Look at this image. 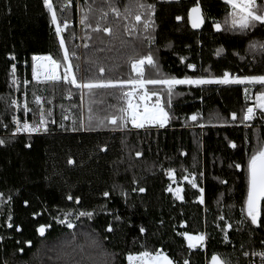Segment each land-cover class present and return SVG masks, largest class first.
Listing matches in <instances>:
<instances>
[{
	"label": "trees",
	"instance_id": "trees-1",
	"mask_svg": "<svg viewBox=\"0 0 264 264\" xmlns=\"http://www.w3.org/2000/svg\"><path fill=\"white\" fill-rule=\"evenodd\" d=\"M141 2L155 5V24L148 32L141 24L129 33L125 27L136 22L125 13V6L135 12L137 0H52L60 21H68L61 35L69 53L75 51L79 57L71 59L80 66L78 78H100L103 67L104 79H130L136 74L129 58L148 54L158 65V69L144 66L145 77L152 79H195L224 71L232 76L264 74V51L250 48L264 42V27L231 28L225 23L231 9L224 0H199L205 23L198 32L187 19L197 0ZM110 4L119 8L121 16L109 10ZM101 9L108 12L103 20ZM84 15L91 27L80 23ZM177 16L182 19L177 21ZM97 22L101 28L110 27L111 34L93 31ZM216 22L219 31L213 26ZM149 34L151 43L144 39ZM34 55H51L61 62L63 57L43 0H0V139L5 141L0 145V264H128L130 253L144 250L162 251L174 264L184 260L212 264L213 255L226 264H251L245 253L264 251V226L252 224L241 212L247 194V160L264 141L260 120L248 126L242 121L246 108L254 105L253 98H245L244 85H177L171 107H166L171 118L164 128L96 126L95 122L89 126V107L94 121L117 114L123 103L121 92L85 90L82 99L81 90L62 81L37 83L32 80ZM13 56L19 75L29 83L33 120L40 119L36 93L44 98L45 120L54 121L45 134H12ZM247 87L253 95L261 90L259 85ZM166 101L165 94L162 102ZM66 112L70 119H65ZM233 112L236 120L231 118ZM193 114H198L197 121L189 119ZM229 142L237 147L231 148ZM69 159L74 163L69 164ZM235 163L241 167L236 169ZM169 169L171 178L165 175ZM193 175L197 188L184 179ZM140 187L146 191L139 192ZM169 187L182 189L183 199ZM199 188L204 189L203 203ZM121 192L127 193L126 198ZM260 220L264 221V201ZM39 225L47 228L44 237L37 234ZM141 226L146 229L143 234ZM185 232L203 234L204 244L189 248Z\"/></svg>",
	"mask_w": 264,
	"mask_h": 264
},
{
	"label": "snow or ice",
	"instance_id": "snow-or-ice-1",
	"mask_svg": "<svg viewBox=\"0 0 264 264\" xmlns=\"http://www.w3.org/2000/svg\"><path fill=\"white\" fill-rule=\"evenodd\" d=\"M224 2L229 5L231 11L228 13V19H226L225 23L230 24V27L233 29L247 30L249 28L255 27L256 25H260L264 27V0H260L258 3L257 0H224ZM43 6L47 9L48 13L51 17V24L55 27V34L59 38V47L63 52L62 62L54 59L51 55L45 56H36L32 57V80L37 83H58L62 81L66 85H71L76 89L81 90L82 99L85 90L88 94L94 92L97 89H118L121 92L120 100L123 102L120 107L117 109V114L105 116L103 118L96 117L94 121V117L92 115L93 109L89 107V126H92L95 122L96 126H105L107 124L118 125L120 127H125L129 122L132 124L134 128H144L145 125H158L160 128H164L168 121L170 120V113L166 110V107L170 108L172 104V96L174 95V89L177 85H244L245 98H248L249 88L248 85H259L261 90H258L255 94V103L254 106H249L246 108L242 116V121H252L256 118L257 110H259V114L261 118H264V74L260 75H243V76H232L228 71H224L220 76H208V77H198V78H190L185 77L183 79L176 78L174 76H162L160 78L152 79L147 78L144 75V66H150L158 69V65L154 60L151 54L147 56H143L140 58H129V63L131 64L132 71L136 74L134 77L127 80H113V79H104L103 74L105 69L103 67L99 68L100 78H78L76 72L79 70V65H73L71 62L72 57L79 59L76 56L75 51L71 54L66 47L65 39L61 35V33L69 27L68 21L65 19L63 23L60 21L57 15V11L53 7L52 0H43ZM136 11L132 12L129 7L125 6V13L132 16L135 24L131 26H126L125 31L131 33L132 31L137 30V26L142 24L143 30L148 32L149 29H152L155 21L153 19L155 12V5L146 4L141 2V0H137L136 3ZM63 10V9H61ZM109 10L115 14L117 17L121 16V12L119 8L109 5ZM91 11V8H89ZM108 16L107 11H103L101 9L100 19L103 20ZM143 17V19H142ZM177 21L181 20L182 17L177 16ZM205 17L202 13L201 6L199 0L195 6H193L188 12V21L193 28H199L204 23ZM81 24H84L86 27H91L88 23V16L84 15L81 20ZM217 31L221 29L220 23L216 22L213 25ZM104 31L105 33L111 34L112 29L110 27H103L99 22H97L96 27L93 28V31L99 32ZM90 38V37H89ZM145 40H148L149 43L152 41L151 35H147L144 37ZM85 47H88L85 45ZM250 48L253 50L260 49L264 51V42H256L250 44ZM220 54V50L217 51V55ZM15 59V57H11ZM64 69L63 74L61 75L59 69ZM187 67L195 68V65L188 64ZM16 73V65L13 64L11 67V74L13 77V83L15 84L17 81L15 79ZM159 75V73H158ZM25 84L28 81L24 82ZM154 85L160 86L159 88H154L149 90L146 86ZM128 88L129 90L125 91L124 89ZM166 94L167 101L166 104L162 102V97ZM71 92L69 91V96ZM34 103L39 106L40 119L35 123H28L24 121L21 125L20 120L13 117V122L16 125L15 132L13 136L17 132H27L34 133L45 131L47 132V126L44 118V109H43V100L44 98L36 93H33ZM155 98V99H153ZM13 106H18V102L16 100H12ZM51 103V100L48 101ZM126 105V106H125ZM25 112L29 111L27 103L24 105ZM48 115H51V111L49 110ZM68 117H65L67 119ZM232 120L237 119V114L233 112L231 114ZM192 121H197L198 114H193L189 117ZM203 127L204 125H200ZM80 127H84L83 120L80 122ZM78 130V129H73ZM5 141L0 139V145H3ZM30 146V145H29ZM229 146L231 148H236V144L234 142H229ZM104 150V149H101ZM136 155L139 157L142 155L140 152H137ZM69 164L74 163L73 160L69 159ZM234 167L239 169L241 167L240 163H235ZM172 170L169 169V175L171 176ZM200 175H203L201 173ZM185 180H188V183L191 184L192 188H197L196 176L193 175L192 179H188L187 176L184 177ZM226 183V181H222ZM137 189H133L136 191ZM139 192L143 193L146 191L145 188L140 187L138 189ZM169 192H172L173 189L171 187L168 188ZM182 189H175V194L178 199H183L180 195ZM200 192V202H204V189L199 188ZM105 197L109 196V192L105 191L103 193ZM121 195L126 198L127 193L121 192ZM68 199H73L72 196H69ZM264 201V141H260L258 146L253 149L251 155L247 160V194L246 199L244 201V205L241 209L242 214L244 212L247 213V217L250 218L251 223L258 226H264V221L260 220L261 216V202ZM77 202L78 199H77ZM27 203V202H26ZM67 215V214H66ZM80 216H88L91 218V212H80ZM10 218V217H9ZM120 219L119 217H116ZM223 219V217H221ZM59 223H65L64 220H59ZM12 227L11 224L8 225ZM67 226L72 228L73 225L71 222H67ZM227 227H231V225H227ZM40 235H44L45 227L41 226L37 229ZM111 232L113 229L111 226L107 229ZM146 229L141 226L139 228L140 233H144ZM185 239L188 241V247L194 248L197 244L203 243L206 237L203 234L192 236L187 232L183 233ZM194 241L196 243H194ZM264 243V241H261ZM22 251V250H21ZM254 255H259L261 260L264 261V251L259 253H253ZM248 255V253H245ZM212 264H226V262H222L221 259L213 255ZM128 264H174L173 260L170 259L165 253L157 250L155 254L152 251L144 250L139 252L138 254L130 253L127 256ZM183 264H189L188 260H184Z\"/></svg>",
	"mask_w": 264,
	"mask_h": 264
},
{
	"label": "built area",
	"instance_id": "built-area-1",
	"mask_svg": "<svg viewBox=\"0 0 264 264\" xmlns=\"http://www.w3.org/2000/svg\"><path fill=\"white\" fill-rule=\"evenodd\" d=\"M13 64L16 65V73H15V79H16V83H13V77L11 74V69L9 72V83H10V87L12 89V97L10 100V107L12 109V113H11V119H10V123L12 126V134L15 132L16 129V125L13 122V117H15L16 119L20 120L21 125L23 124L24 121H27L28 123L32 124L38 121L33 120V116H32V111L31 108L28 104V84H25V81H28L25 76H20L19 75V71L17 69V64L15 59H13ZM12 64V65H13ZM21 65L23 67L27 66V62L23 61L21 63ZM12 67V66H11ZM12 100H16L18 102V106H13L12 105ZM25 103H27L29 111L25 112L24 110V105ZM65 117H68L67 119H70V112H66L65 113ZM54 123L53 120H48L46 121V126L47 129L49 130V125H52ZM48 132V131H47ZM45 131H40V132H34V133H27V132H17L15 135L16 136H34V135H42L47 133ZM165 175L169 178L172 177L173 173L171 174V176L169 175V170L165 171ZM261 252L260 250H255V251H251L250 253H248V255H245L249 261H251V264H264V261L261 260V257L259 255H254L253 253H259Z\"/></svg>",
	"mask_w": 264,
	"mask_h": 264
},
{
	"label": "rangeland",
	"instance_id": "rangeland-1",
	"mask_svg": "<svg viewBox=\"0 0 264 264\" xmlns=\"http://www.w3.org/2000/svg\"><path fill=\"white\" fill-rule=\"evenodd\" d=\"M63 71L64 70H62V68H61V72H60V69H59V72H60L61 75L63 74ZM248 98H253L254 99V103H255V95L252 94L251 88L249 89ZM251 106H254V105H251ZM256 120H260L264 124V118H261V116L259 114V110H257V115H256L255 119H253L252 121H244V123H247V126H248V125H251L252 122L256 121ZM45 122H46V120H45ZM127 126L130 127V128H134L130 122L127 124ZM145 126H158V125H145ZM134 129H139V128H134ZM172 177H173V175H172ZM173 192L175 193V189L173 190ZM187 244H188V241H187Z\"/></svg>",
	"mask_w": 264,
	"mask_h": 264
},
{
	"label": "water",
	"instance_id": "water-1",
	"mask_svg": "<svg viewBox=\"0 0 264 264\" xmlns=\"http://www.w3.org/2000/svg\"><path fill=\"white\" fill-rule=\"evenodd\" d=\"M193 7V6H192ZM191 7V8H192ZM190 8V9H191ZM189 9V10H190ZM201 10H202V8H201ZM189 12V11H188ZM202 13H203V10H202ZM203 15H204V13H203ZM187 19H188V15H187ZM204 23H205V20H204ZM204 23L199 27V28H193L192 26H191V24L189 23V21H188V24H189V26H190V28L193 30V31H196V32H198V31H200L201 29H202V27L204 26ZM41 226H44L45 227V233H44V235L42 236V235H40V233L38 232V228H40ZM36 231H37V234H38V236L39 237H44L45 236V234H46V231H47V228H46V226L45 225H39L37 228H36Z\"/></svg>",
	"mask_w": 264,
	"mask_h": 264
},
{
	"label": "crops",
	"instance_id": "crops-1",
	"mask_svg": "<svg viewBox=\"0 0 264 264\" xmlns=\"http://www.w3.org/2000/svg\"><path fill=\"white\" fill-rule=\"evenodd\" d=\"M186 240V239H185ZM205 242V241H204ZM204 242L203 243H200V244H197V246L196 247H198V246H200V245H203L204 244ZM194 243H196V242H194ZM186 244H187V240H186ZM188 245V244H187ZM196 247H194V248H196Z\"/></svg>",
	"mask_w": 264,
	"mask_h": 264
}]
</instances>
